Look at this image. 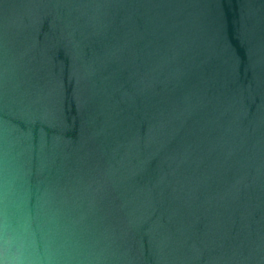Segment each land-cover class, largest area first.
Instances as JSON below:
<instances>
[{"label": "water", "instance_id": "95a60500", "mask_svg": "<svg viewBox=\"0 0 264 264\" xmlns=\"http://www.w3.org/2000/svg\"><path fill=\"white\" fill-rule=\"evenodd\" d=\"M0 264H264V0H0Z\"/></svg>", "mask_w": 264, "mask_h": 264}]
</instances>
